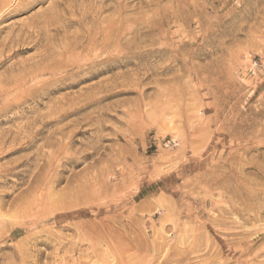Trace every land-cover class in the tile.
Masks as SVG:
<instances>
[{
    "label": "rangeland",
    "instance_id": "1",
    "mask_svg": "<svg viewBox=\"0 0 264 264\" xmlns=\"http://www.w3.org/2000/svg\"><path fill=\"white\" fill-rule=\"evenodd\" d=\"M0 264H264V0H0Z\"/></svg>",
    "mask_w": 264,
    "mask_h": 264
}]
</instances>
